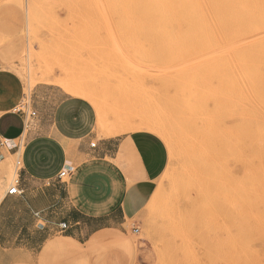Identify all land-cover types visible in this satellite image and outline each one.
Segmentation results:
<instances>
[{
  "label": "rangeland",
  "instance_id": "rangeland-1",
  "mask_svg": "<svg viewBox=\"0 0 264 264\" xmlns=\"http://www.w3.org/2000/svg\"><path fill=\"white\" fill-rule=\"evenodd\" d=\"M146 32L143 0H0V60L25 84L23 110L32 89L50 83L63 90L81 87L100 99L101 109H94L98 138L131 124L184 122L170 143L148 132L165 144L167 164L127 230L100 238L91 249L89 243L59 247L47 264H264V217L225 212L211 219L196 212L167 218V200L172 206V198L199 174L197 152L179 146L180 134L190 136L196 119L207 129L214 113L229 102L230 91L223 83V57L215 53L222 48L219 43L151 40ZM100 114L105 123L97 128ZM258 140L256 164L264 199L263 41ZM15 160L0 161V196L19 180L22 165ZM133 222L138 227L131 230Z\"/></svg>",
  "mask_w": 264,
  "mask_h": 264
},
{
  "label": "crops",
  "instance_id": "crops-1",
  "mask_svg": "<svg viewBox=\"0 0 264 264\" xmlns=\"http://www.w3.org/2000/svg\"><path fill=\"white\" fill-rule=\"evenodd\" d=\"M25 89L0 60V156L22 165L21 194L0 196V264H47L59 247L91 249L127 230L167 164L165 144L154 134L98 138L95 108L86 99L39 83L23 110ZM63 171L70 175L60 179Z\"/></svg>",
  "mask_w": 264,
  "mask_h": 264
},
{
  "label": "bare ground",
  "instance_id": "bare-ground-1",
  "mask_svg": "<svg viewBox=\"0 0 264 264\" xmlns=\"http://www.w3.org/2000/svg\"><path fill=\"white\" fill-rule=\"evenodd\" d=\"M143 5L148 39L219 43L218 47L222 48L216 49L215 53L223 57V83L230 91L229 102L223 104L220 112L214 113L207 129L196 119L190 123V136L180 134L179 146L197 152L199 174L185 190L178 194L174 192L172 206L167 200V210L170 209L167 218L196 212L211 219L219 218L225 212L241 217H264V199L259 190L256 164L259 43L264 42V0H143ZM65 90L70 96L86 99L95 105L94 108L101 109L100 99L90 90L77 86ZM99 117L97 128L105 123V117L102 114ZM183 123L182 120L170 126L151 121L130 123L124 128L111 129L109 134L112 137L126 131L151 132L170 143L171 135ZM199 131L201 134H197ZM16 161L21 164L20 160ZM254 251L263 249L254 248Z\"/></svg>",
  "mask_w": 264,
  "mask_h": 264
},
{
  "label": "built area",
  "instance_id": "built-area-1",
  "mask_svg": "<svg viewBox=\"0 0 264 264\" xmlns=\"http://www.w3.org/2000/svg\"><path fill=\"white\" fill-rule=\"evenodd\" d=\"M28 115L29 116H35V112H32V111H29L28 112ZM69 175H70V172L69 171H63V172H61V174H60V179H62V178H67V177H69ZM18 181L16 182V184H15V186L14 187H12L9 191H8V194H10V195H14V194H21V190L18 188ZM67 229V225L66 224H62L61 225V230L63 231V230H66Z\"/></svg>",
  "mask_w": 264,
  "mask_h": 264
}]
</instances>
